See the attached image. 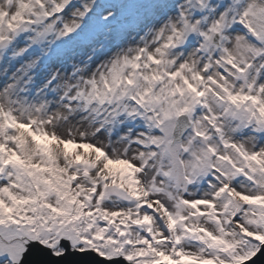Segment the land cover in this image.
<instances>
[{
	"label": "snow or ice",
	"instance_id": "obj_1",
	"mask_svg": "<svg viewBox=\"0 0 264 264\" xmlns=\"http://www.w3.org/2000/svg\"><path fill=\"white\" fill-rule=\"evenodd\" d=\"M32 244L264 248V0H0V264Z\"/></svg>",
	"mask_w": 264,
	"mask_h": 264
},
{
	"label": "water",
	"instance_id": "obj_2",
	"mask_svg": "<svg viewBox=\"0 0 264 264\" xmlns=\"http://www.w3.org/2000/svg\"><path fill=\"white\" fill-rule=\"evenodd\" d=\"M62 244L66 248L69 246L67 241ZM24 264H116V262L104 260L92 252L84 254L69 252L68 256L56 260L51 257L47 249L38 244H32L31 250L25 256ZM246 264H264V248Z\"/></svg>",
	"mask_w": 264,
	"mask_h": 264
},
{
	"label": "rangeland",
	"instance_id": "obj_3",
	"mask_svg": "<svg viewBox=\"0 0 264 264\" xmlns=\"http://www.w3.org/2000/svg\"><path fill=\"white\" fill-rule=\"evenodd\" d=\"M31 247H32V245H30L29 250H31ZM25 256H26V255H25ZM24 259H25V257H24Z\"/></svg>",
	"mask_w": 264,
	"mask_h": 264
}]
</instances>
